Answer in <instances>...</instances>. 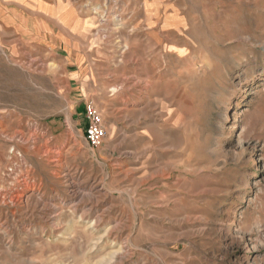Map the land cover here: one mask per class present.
I'll return each mask as SVG.
<instances>
[{"label": "rangeland", "instance_id": "obj_1", "mask_svg": "<svg viewBox=\"0 0 264 264\" xmlns=\"http://www.w3.org/2000/svg\"><path fill=\"white\" fill-rule=\"evenodd\" d=\"M37 12L0 32V264H264V0Z\"/></svg>", "mask_w": 264, "mask_h": 264}, {"label": "crops", "instance_id": "obj_2", "mask_svg": "<svg viewBox=\"0 0 264 264\" xmlns=\"http://www.w3.org/2000/svg\"><path fill=\"white\" fill-rule=\"evenodd\" d=\"M50 0H0V32L20 36V21L32 22L37 12L40 19H48Z\"/></svg>", "mask_w": 264, "mask_h": 264}, {"label": "built area", "instance_id": "obj_3", "mask_svg": "<svg viewBox=\"0 0 264 264\" xmlns=\"http://www.w3.org/2000/svg\"><path fill=\"white\" fill-rule=\"evenodd\" d=\"M86 108L85 139L92 147H99L104 140L105 129L102 123V117L99 111L88 105Z\"/></svg>", "mask_w": 264, "mask_h": 264}]
</instances>
